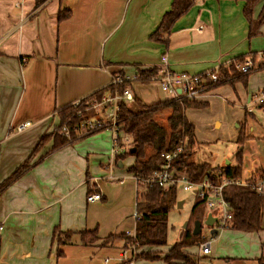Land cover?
Instances as JSON below:
<instances>
[{
    "label": "crops",
    "instance_id": "crops-1",
    "mask_svg": "<svg viewBox=\"0 0 264 264\" xmlns=\"http://www.w3.org/2000/svg\"><path fill=\"white\" fill-rule=\"evenodd\" d=\"M172 1L0 0V184L30 157L29 168L0 192V264H119L122 241L107 246H84L77 243V235L70 244H57L53 239L54 228L69 232L96 228L99 233L103 229L102 220L93 216L91 210L107 205L105 192L111 185L90 175L88 163L100 160L104 154L88 151L89 145L78 147L81 138L55 150H51L53 138H50L33 153L40 136L57 126V112L61 108L111 84L115 73L133 78L140 72L159 68L163 55L173 72L191 74L226 67L239 57H256L251 51L242 0H194L171 31L161 35L164 40H155L151 35ZM63 9L71 14L58 21L57 12ZM256 13L255 7L254 17ZM149 81L152 82L145 78L129 81L134 99L128 106L139 110L141 104L172 98L166 94L161 100L154 88V101L143 103L132 89L133 84L144 85ZM236 84L234 80L233 89ZM225 89L224 84L214 86L193 100L200 106L185 109V116L194 127L197 143L194 148L203 141L191 116L207 114L208 109L212 110L213 100L217 103L218 97L228 96ZM223 100L231 102L229 98ZM211 110L209 115L214 116L211 129L219 132L225 122ZM168 113L161 110L156 119L161 116L166 122L161 124L166 126ZM25 120L31 126L24 131L10 130ZM241 120L235 122L233 140L238 138ZM120 135L118 146L125 152L130 148L131 137L121 132ZM214 139L219 136L210 138ZM123 159L116 162V167L124 169L127 175L117 176L122 182L111 187L121 194L127 210H135L139 187L128 172L134 158H130L128 165ZM216 168L219 167L213 169ZM93 189H98L102 198L88 202L86 196ZM132 214L123 219L132 220ZM133 221V228L126 230L135 228ZM126 230L116 229L106 235H100V231L98 235L103 240ZM235 233L233 237L237 240L250 239V235L243 236L244 232ZM248 243L236 255L227 252L208 257L211 250L204 255L198 250L197 264H264V241ZM154 250L161 247L128 249L126 255L135 264L144 260L135 257L137 253ZM165 253L161 251L160 255L163 257Z\"/></svg>",
    "mask_w": 264,
    "mask_h": 264
},
{
    "label": "trees",
    "instance_id": "trees-1",
    "mask_svg": "<svg viewBox=\"0 0 264 264\" xmlns=\"http://www.w3.org/2000/svg\"><path fill=\"white\" fill-rule=\"evenodd\" d=\"M243 14L248 21V37L251 38L257 35L259 27L264 23V2L259 13L254 17V9L261 0H242ZM194 0H173L171 8L166 11L161 17L158 28L151 35L157 41L164 40L161 38L163 33H169L175 21L184 15L193 5ZM69 10H59L57 12V20L61 21L70 16ZM166 40V39H165ZM242 57L237 58L241 60ZM259 68L264 69V65ZM156 69L140 72L139 78L148 79L149 76L155 74ZM219 80L215 86L233 83L227 78L231 75L235 76L236 80L245 82L248 74L237 72L232 64L226 67L220 66L218 69ZM123 77L122 74H114V78ZM129 86V81H122L116 84H109L101 90L95 91L89 96L79 100L76 105H67L61 108L58 112V124L50 133H45L40 136L37 144L33 148V153L41 148L45 142L53 138V146L51 150H55L69 142V140L61 133L63 126L72 128L84 117L93 115L90 110L89 102L93 98H99L104 93H110L114 90L122 91ZM201 103H196L192 99H166L154 104L142 105L139 110H134L127 103H120L119 120L120 126L118 132V141L120 132L131 137L130 148L116 157V160L123 159L126 156L134 158V163L128 168V172L132 175L144 176L157 169L163 162L160 153L163 150H170L184 137L188 138V143L191 148L189 151L181 153L175 160L174 166L178 174L184 175L190 181H199L207 175L213 180H216L215 173H209L206 163L195 162L192 158L193 148L196 144L194 127L185 116L187 107H197ZM161 110H167V125H163L156 119V114ZM91 135V134H89ZM71 136L74 133L71 132ZM87 136V135H86ZM85 137V136H83ZM82 138V137H81ZM245 140L243 129L241 128L236 143L238 144V152L236 153V161L227 163L219 168L214 169L227 178L237 179L242 175V144ZM151 147L152 152L148 153L147 148ZM134 148L133 152L130 149ZM27 158L21 163L12 174L0 184V192L8 185L14 182L20 175L29 168ZM211 172V171H210ZM253 181H249L248 185L228 184L223 188V196L230 206L232 221L230 228L242 232H259L264 230V194H258L253 188ZM135 210L137 219L135 221L134 235L128 236L125 233L119 235L110 234L103 240L99 237L96 228L80 232L61 231L58 228L53 230V239L57 244L74 243V236H78L77 243L84 246L102 245L105 246L115 239L123 240V248L126 246L139 248H160L166 245L168 221L167 216L171 207L177 202V186H152L144 188L138 185ZM206 209L205 199L196 197L191 208V216L193 221H201ZM203 238L200 233L193 235L192 231L186 227L179 236V240L175 242L163 255L162 264H197L194 259V253L191 251L192 246H198ZM60 255H62V252ZM161 250L141 251L135 257L146 260L158 259ZM262 262V261H261ZM120 264H126L122 262ZM262 264V263H261Z\"/></svg>",
    "mask_w": 264,
    "mask_h": 264
},
{
    "label": "rangeland",
    "instance_id": "rangeland-1",
    "mask_svg": "<svg viewBox=\"0 0 264 264\" xmlns=\"http://www.w3.org/2000/svg\"><path fill=\"white\" fill-rule=\"evenodd\" d=\"M263 2L264 0H261L256 5L257 13L255 14V16L259 13ZM250 44L251 51L255 52L257 58L255 57V55L250 56L253 61V69L248 74L247 82L236 80L235 82L237 84L235 85L236 88L234 89L230 83L224 84L226 87V92L229 93L228 96L224 94L221 97H218V99L215 100L217 101V103H214L213 100L211 103L212 110L208 109L207 114H197L195 116H191V119L196 125L197 131L199 130V139H202L200 141H203L202 143H198L199 146H195L193 153L194 155L192 156V158L196 162L206 163L208 166V170H214V167H221L228 162L233 164L236 161V153L238 152L239 148L238 144L236 143V140L233 139L235 137L234 127L237 119H242L239 126V132L242 128L245 137L242 147L240 148V150H242L243 163L242 175L243 172L249 175L254 171L253 169L255 168H258V170H255V172H258L260 168L261 170H264V109L260 105L254 103V97L252 98L253 94L264 97V69L259 68L261 65H264V23L260 28V33L250 38ZM243 59L244 58H242L241 60ZM237 72L239 71L237 70ZM239 73L245 74L242 72ZM235 76L236 75H231V77L227 79L229 81H233L235 80ZM134 81L135 80H133V82ZM154 88L158 89L157 91L161 100L167 97L166 94H169L163 91L160 87L159 82L155 80H152V82L149 81L147 84L144 85H141L140 83H134L132 89L136 91L138 97L142 100V102L147 104L154 101L152 98V96L154 95V92H152ZM235 93H237L238 96H236ZM225 98H227V100L229 98V101L235 102L228 103L223 100ZM250 105L252 111L251 113H248L246 111V107H249ZM210 110L214 115L221 117L220 119L225 122L224 128L219 132H214L211 129L214 116L209 115ZM160 118L161 116H158L157 121L165 124V120L162 121ZM111 135L112 132L109 129L98 131L90 135L89 137L86 136L81 138L80 140L82 143L78 145V147L81 148L85 145H89L87 148L88 151H101V153L104 154V157L100 158V160H90V162L88 163V170L92 177L102 178L103 181H101V183H111V185L114 186L119 184V182L110 181L106 179V177L110 174L109 170L111 167L110 164H108L109 159H111ZM216 136H219V139H214V141L210 140V138H215ZM120 137L122 136L120 135ZM93 147H100L101 149L98 150ZM147 152H152V148L148 147ZM121 153L122 152L120 151V154ZM130 158L131 157L126 156V158H124L125 160L123 159L125 165H128L131 162ZM112 173L114 176L126 174L124 169H119L117 167L113 168ZM111 185H109L110 190H107L105 192L108 201L107 205L102 208L95 207L93 210H91L93 216L102 220L103 229L99 230V233L101 231L100 235H106L115 231L116 229H119V231H124V229H130L133 226L134 222L133 219H129L128 221L123 219L126 214L131 212L133 213L134 209L127 210L125 208L124 202H122L121 200V194L117 191L115 187H111ZM176 194L177 202L171 207L167 216V241L166 245L161 247L162 252L167 251L175 242L179 240V236L182 233L183 229L188 227V229L192 231L194 227V221L191 216V208L194 203V200L197 197L195 192H193V190L185 191L182 189L181 186H178ZM109 195L111 196L110 200ZM179 201L181 202L180 205H178ZM211 212L214 214L215 217L220 215L219 208H213L211 209ZM205 214L206 209L201 220L203 224H205ZM214 228H216L215 224ZM216 230L217 231L212 234L213 238L210 242L211 254H209L208 257H214L215 254L221 256L227 252H231L233 253V255H236L241 251V247L249 245L248 242L255 241L256 243H260L264 241L262 239V236L264 235V230H261L262 232H250V234H245L246 232H244L242 233L243 236L250 235V239L244 238L241 240H237L236 237H233L235 236L233 234L237 230L233 231V229H231L230 227L226 229L216 228ZM200 235L205 240L209 241L211 239V234L207 228V225H203V227L201 226ZM114 241H122V245L120 247L121 249H132V247L130 246H126L125 248H123L124 242L121 239H115ZM113 242H110L107 245H110ZM133 250L135 251L136 249L133 247ZM191 251L195 255L194 259L197 260L196 255L198 254V246H192ZM161 256L162 255H158V257L160 258L151 261L145 259L137 260L135 264H145V262L148 264H162ZM134 259L136 260L137 258ZM202 259L204 260L207 258Z\"/></svg>",
    "mask_w": 264,
    "mask_h": 264
},
{
    "label": "built area",
    "instance_id": "built-area-1",
    "mask_svg": "<svg viewBox=\"0 0 264 264\" xmlns=\"http://www.w3.org/2000/svg\"><path fill=\"white\" fill-rule=\"evenodd\" d=\"M231 64L236 70L242 73L250 72L253 69V61L250 57L244 58L243 60H233L231 61ZM219 67L207 70L201 74L173 72L171 69H169L167 57L163 55L161 57V66L157 68L156 73L149 76L148 79L158 81L161 89L169 93L173 99L179 100L186 98L194 100L200 94L215 86L219 80V75L217 72ZM136 79L140 80L139 76H133V78L124 76L116 77L113 79L112 83L116 84L124 80L132 81ZM253 97V102L260 105L264 109V97L257 96L256 94H253L252 98ZM133 99V94L128 87L123 89L121 92L114 90L110 93H104L99 98H93L89 102L88 108L93 111V115L82 118L72 128V131L68 126H63L61 128V133L69 141H73L104 129H109L112 132L111 159L108 162L111 167L109 170L110 174L106 177V179L120 183L122 182V179L117 178V176H114L112 173L113 168L116 167L115 157L120 154V151L123 153L122 148H119L118 146L117 138L120 128L118 124L120 103H128L133 101ZM78 103L79 101L73 105ZM246 111L251 113V105L246 107ZM29 126H31V122L29 120H25L13 125L10 130L15 133H20ZM71 132L74 133V136H71ZM190 148L191 146L188 143V138L184 137L174 146V148L170 150H163L160 153V157L162 158L163 162L157 169L144 176L132 175V178L137 185H140L144 188H149L152 186H181L185 191L193 190L196 196L205 199V218L208 214H211V216L215 217L211 212V209L219 208L220 215L215 217V225L217 229H226L231 224L232 214L230 211V206L223 196L224 186L228 184L248 185L249 181L254 180L253 188L255 191L258 194H264V170L260 169L258 172L253 171L254 173L252 172L249 175H242L237 179L227 178L223 176L219 170H209V173H215L216 180H213L205 175L199 181H190L186 176L178 174L176 167L174 166V160L181 153L189 151ZM101 198L102 194L98 189H93L92 192L86 196V200L88 202L100 201ZM137 217V212L134 210L132 218L136 221ZM203 225L205 224L202 222V227ZM207 228L211 234V227L207 226ZM134 229L126 230L124 233L128 236H133ZM212 238L213 236L211 234V239L209 241L203 239L198 243L199 254L204 255L210 252V242ZM126 251L127 249L121 250V253L119 254V264L122 262H125L126 264H133L131 258L126 255Z\"/></svg>",
    "mask_w": 264,
    "mask_h": 264
},
{
    "label": "water",
    "instance_id": "water-1",
    "mask_svg": "<svg viewBox=\"0 0 264 264\" xmlns=\"http://www.w3.org/2000/svg\"><path fill=\"white\" fill-rule=\"evenodd\" d=\"M134 150H135L134 148H131V149H130V152H133ZM226 164H227V163H226ZM180 204H181V202L179 201V202H178V205H180ZM215 222H216V218L213 217V216H211V214H208V215L206 216L205 220H204L205 225H207V226H209V227L212 228V229H211V234H213V233H215V232L217 231L216 228H214V224H215ZM201 226H202L201 221L196 220V221L194 222V227H193V230H192V234H193V235H197V234H199L200 231H201Z\"/></svg>",
    "mask_w": 264,
    "mask_h": 264
}]
</instances>
